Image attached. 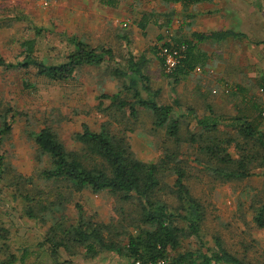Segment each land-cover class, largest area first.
I'll list each match as a JSON object with an SVG mask.
<instances>
[{
  "label": "rangeland",
  "instance_id": "1",
  "mask_svg": "<svg viewBox=\"0 0 264 264\" xmlns=\"http://www.w3.org/2000/svg\"><path fill=\"white\" fill-rule=\"evenodd\" d=\"M87 2L0 0V57L16 64L23 58L22 44L35 40V55L40 61L60 64L74 49L70 38L76 37L91 47H111L117 64L123 67L129 55L137 56L149 46L161 45L156 40L157 30L146 36L137 31L139 36L135 37L128 29L130 23L120 22L117 27L106 23L100 28L99 18L89 16L93 7L91 2ZM127 5L133 13L138 14L147 10L154 15L168 10L158 0H130ZM205 8L206 6L199 7L196 10ZM237 8L239 14L235 15L233 12ZM209 9L217 10V13L202 16L196 27L203 23H220L222 1L219 7L211 5ZM228 10L232 11L228 16V23L229 20L234 25L237 22L239 32L247 37L239 42L203 46L208 52L216 53L212 58L216 60L214 64L195 72L186 82L176 87L169 85L157 64L150 61L146 66L149 86L153 93L159 92L156 96L157 103L174 105L173 114L181 122L182 134L193 130L196 119L208 114L209 107L214 116L225 120L238 116L239 111L244 108H250V103L243 102L242 94H234L231 88L226 90L223 85L218 86L217 79L224 67L226 78H237L239 85L247 88V101L264 105V91L255 82L256 78L264 77V47L255 44L264 41V0H232ZM222 17L225 20V16ZM175 22L180 24L179 17ZM123 35H128L131 39L123 41L118 38ZM218 64L223 67H216ZM109 72L110 67L107 65L83 67L70 80L54 82L37 77L32 69L22 71L0 67V130L4 123L11 126L9 134L1 141L0 149L6 168L4 177L0 178V228L9 233L7 252H14L19 258L26 254L22 264H131L125 258L108 254L84 259L78 254V250L70 254L63 249L59 260L54 262L48 250L38 246L53 220L67 227L82 212L96 222L109 223L117 218L114 210L117 199L107 192L93 194L89 190L72 194L73 190L65 185L40 181L39 173L44 166L42 163L46 166L49 163L36 150L34 133L48 127L67 148L74 149L73 135L80 132L83 124L97 131L107 122L112 132H126L132 153L142 162H157L165 150L175 152L173 142L167 140L162 131H153L152 117L148 111L137 108L138 115L134 119L130 118L128 111L120 113L109 101L99 100V96L115 94L124 86V80L113 78ZM197 86L200 87L199 90L196 89ZM142 94L146 97L144 92ZM252 97L254 100H251ZM123 98L131 100V96L125 93ZM119 122L125 123L121 125ZM128 125L132 130H124ZM227 131L229 129H224L221 137ZM262 131L264 132V124ZM181 152L190 157V166L195 158L194 152L187 151L185 145ZM231 153L233 154L232 149ZM193 164L191 163L192 166ZM195 167L196 164L190 168L194 177L188 185L208 212L201 233L206 249L216 250L215 239L218 238L222 247L243 263L264 264V229L259 230L252 223L253 208L264 202V169H256L254 175L243 181L223 183L210 179ZM19 174L29 178L30 183L23 187H27L28 191L33 190L35 199L40 197L36 189V185H40V190L45 191L41 195L43 205L61 194L66 201L64 208L44 213V223L29 219L24 213L25 204L16 194L17 187L11 185ZM33 205L35 211L40 210L41 205ZM131 231L135 232V228H131ZM198 245L199 240L195 238L182 244L184 248L193 249ZM1 256L3 254H0V258Z\"/></svg>",
  "mask_w": 264,
  "mask_h": 264
},
{
  "label": "trees",
  "instance_id": "2",
  "mask_svg": "<svg viewBox=\"0 0 264 264\" xmlns=\"http://www.w3.org/2000/svg\"><path fill=\"white\" fill-rule=\"evenodd\" d=\"M101 1L113 5L116 0ZM208 1L211 0H163L184 6ZM245 37L233 31L196 33L191 41L173 38L155 49L154 54L163 77L174 87L186 81L197 67H204L203 55L197 51L199 43ZM70 42L74 49L63 63H43L35 55V40H28L22 44L21 61L13 64L0 57V67L32 69L37 77L61 82L70 80L83 67L110 66L114 61L109 48H94L75 37L70 38ZM256 44L264 46V42ZM165 48L178 53L177 63L171 70L166 68ZM146 59L142 54L137 59L130 57L126 68L110 66V74L127 83L119 93L103 94L99 100L110 101L117 111L123 114L128 111L134 119L138 115L137 108L148 111L153 131H162L167 140L173 142L175 152L165 150L157 162H142L132 153L126 132H112L107 122L97 131L83 124L80 132L73 135L74 149L67 148L48 127L34 133V146L49 163L48 166L42 163L40 181L65 185L73 190L72 194L89 190L93 194L107 192L117 199L114 207L117 218L109 223L96 222L82 212L67 227L53 220L38 246L47 249L54 262L59 260L63 249L70 254L78 250L84 259L108 254L125 258L131 264H245L225 250L218 238L215 239L216 250L206 249L201 233L208 212L188 183L194 177L191 175L194 164L199 172L223 183L243 181L254 175L256 169H264V105L252 102L250 108L240 110L238 116L227 120L214 116L209 107L208 114L196 119L194 129L182 134L181 122L173 114L174 105H160L156 101L158 93H153L144 72ZM257 83L264 91V78ZM142 91L146 98L142 97ZM123 93L130 95L131 100L123 98ZM125 129L132 130L129 125ZM224 129L229 131L221 137ZM10 130L11 126L4 123L0 130V149L2 139ZM183 145L187 151L194 152L192 167L190 157L181 152ZM4 172L6 168L0 154V178L4 177ZM28 183L29 178L19 174L11 185L17 187L16 194L25 204L24 213L29 219L44 223V213L64 208V196L58 194L43 205L41 195L45 191L36 185L40 197L35 199L33 190L23 187ZM32 186L35 188L33 181ZM33 203L41 205L39 211L34 210ZM252 223L257 229H264V202L253 208ZM133 227L135 232L131 231ZM8 238V231L0 228V254H3L0 264H22L26 254L19 258L14 252L8 253ZM191 238L199 240L198 247L184 248L182 244Z\"/></svg>",
  "mask_w": 264,
  "mask_h": 264
},
{
  "label": "crops",
  "instance_id": "3",
  "mask_svg": "<svg viewBox=\"0 0 264 264\" xmlns=\"http://www.w3.org/2000/svg\"><path fill=\"white\" fill-rule=\"evenodd\" d=\"M87 1H88L87 3L91 2L90 5H92V7H93L89 16L90 17L97 16L99 18V27L100 28L102 27V25H104L106 23H110L113 26L118 25L120 22L121 23L124 22L127 24L130 23V25L128 26V29L132 32V34L135 37L139 36L137 31H139L142 36H146L147 33H148V35H151L154 33V30H157V33L155 35L156 40H158V42H161V45L160 46H157V45L149 46L143 52L139 53L137 56L129 55L128 59L126 61V65L123 67H121L117 64L118 62L116 61L115 54H114L112 48L109 47V49L112 51L113 57H114V61L112 63H110V66L113 65L112 67L126 68L127 62L130 59V57L137 59L143 54L147 58L146 59L147 64L150 61L154 62L155 64H157L159 66L160 72L162 74L161 66H160L158 58L154 54V50L159 49L164 43L169 42L173 38L174 39H180L183 41L184 40L191 41V40H193V34H196V33H212V32H217V31H233L236 33H241V32H239L237 22H235V25H234V23H232L231 20H229V23H228V16L230 14H232V11L228 10V6L231 4L232 0H211L208 2H204L201 4H197V5H190V6H184L181 3H177V4L164 3L163 0H158L159 4L163 8H168V10H166V11L164 10L162 12H156V14H154V15L150 11H147V10L142 12L141 14H138L137 12L133 13L132 10L127 5V3L130 0H116L113 5H107L105 3H102L101 0H87ZM221 1H222V9L219 10V14L222 16H225V20L221 16V17H219L220 23H218L217 21L215 23H212V24L211 23H209V24L203 23L202 26L196 27V25L198 24V20L202 16H207V15L212 16L213 14L217 13V10L209 9V6L215 5V6L219 7ZM205 6H206V8L203 10H200V11L196 10L199 7H205ZM170 8H171V10H170ZM233 13L235 15L239 14V9L237 8ZM107 14H109L110 16H108ZM174 17H175V19H174ZM177 17H179V19H180V24H177L175 22ZM195 21H196V24H195ZM128 29L126 30L127 32H129ZM118 31H120V30H118ZM242 34H244V33H242ZM246 37L244 39H246ZM118 38L123 40V41L124 40L128 41V39H131V37L128 38V35H123L122 37H118ZM244 39H242V40H244ZM239 41H241V40H239L237 38L236 39L229 38L225 41H220V42H216L213 40H205L204 42L199 43L197 46V51H199L203 55L204 67H199V68L197 67V69L192 74L206 68L209 64H212V63L214 64L216 62V60L215 61L212 60L215 52L212 54L211 52H208L207 50H205L203 48V46L212 45V44L213 45H220V44L239 42ZM262 42H264V41H262ZM256 43H258V42H255V44ZM257 46L264 47L263 45H257ZM94 48H102V46L94 47ZM103 48H107V47H103ZM147 64L145 65V68H144L145 74H147L146 73ZM216 67L222 68L223 65L218 64ZM224 71H225V67H224V69L220 70V77H219V79H217V81L219 83L218 86L223 85L224 87H226V90H227V88H231L232 93L242 94L243 102L245 104L246 103L252 104V102L247 101L246 94H248L247 93L248 91L245 90L247 88L241 87L239 85V82L237 81V78H233L232 76H229V77L227 76L228 78H226ZM191 75L186 79V81L191 77ZM147 77H148V75H147ZM113 78H115V77H113ZM261 78H264V77L256 78L255 82L257 83V81H259V79H261ZM148 79H149V77H148ZM124 81L127 83L126 80H124ZM186 81H184V82H186ZM184 82H182V83H184ZM149 84H150V81H149ZM174 87H176V86H174ZM196 89L199 90L200 87L197 86ZM142 92H144V91H142ZM117 93H119V92H117ZM154 93H159V92L156 91ZM141 95L143 98H146L143 96V94H141ZM145 95H146V93H145ZM157 96H158V94H157Z\"/></svg>",
  "mask_w": 264,
  "mask_h": 264
},
{
  "label": "built area",
  "instance_id": "4",
  "mask_svg": "<svg viewBox=\"0 0 264 264\" xmlns=\"http://www.w3.org/2000/svg\"><path fill=\"white\" fill-rule=\"evenodd\" d=\"M163 54L165 56V64L167 70L173 69L177 63L178 53L176 51H171L165 48L163 49Z\"/></svg>",
  "mask_w": 264,
  "mask_h": 264
}]
</instances>
